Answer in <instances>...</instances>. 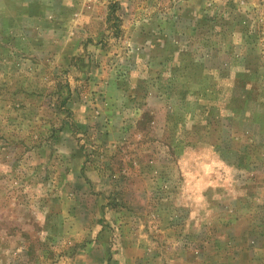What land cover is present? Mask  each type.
Returning a JSON list of instances; mask_svg holds the SVG:
<instances>
[{
  "label": "rangeland",
  "instance_id": "rangeland-1",
  "mask_svg": "<svg viewBox=\"0 0 264 264\" xmlns=\"http://www.w3.org/2000/svg\"><path fill=\"white\" fill-rule=\"evenodd\" d=\"M0 264H264V0H0Z\"/></svg>",
  "mask_w": 264,
  "mask_h": 264
}]
</instances>
